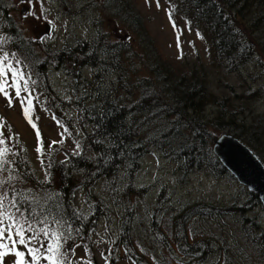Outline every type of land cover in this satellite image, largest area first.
Segmentation results:
<instances>
[{
  "label": "trees",
  "instance_id": "obj_1",
  "mask_svg": "<svg viewBox=\"0 0 264 264\" xmlns=\"http://www.w3.org/2000/svg\"><path fill=\"white\" fill-rule=\"evenodd\" d=\"M164 1L169 7L170 21L183 22L187 31L202 38L207 48L206 63L163 62L147 36L142 20L127 0H101L100 6H96L113 21V26L121 27L120 33L126 34L123 40L127 41L119 39L116 43H108V37L97 29L95 39L89 43L63 47L60 51L44 42L25 38L11 16L8 4L0 0V38L4 40L0 45V57L8 53L13 67L19 68L29 80L28 91L21 95L25 100H32V121L36 129L25 120L22 107L21 112L35 135L36 150H43L45 145L39 129L42 118L50 120L59 132L75 136L77 145L83 149V154L65 156L63 163L56 161V154L54 159L48 155L41 162L42 178L37 179L24 149L3 137L11 148L8 159L12 163L6 167L17 177L11 187L5 185V188L9 200L17 201V207L25 217L47 218L52 228L71 229L72 238L64 243V250L72 264L80 252L92 263L90 242L99 223L108 219V207L93 194L94 187L102 184L104 189L118 188L117 184H120L126 191L125 181L134 178L140 160L149 154L174 160L179 166L180 186L192 173H202L216 180H232L211 153L212 144L220 135L243 142L252 152L258 151L251 140L252 132L243 126L231 121L225 124L223 120L214 124L202 116L209 99L213 101L208 91L212 70L220 75L240 76V71L251 64L264 68V61L262 64L260 60L264 59V0ZM245 15H251V19L242 23L248 38L238 26ZM96 21L100 26L99 16ZM250 39L255 43L252 44ZM132 44H136L139 54L131 52ZM67 65L71 69L65 73ZM50 69L65 73L74 82L75 98L69 102L73 120L64 115L69 103L62 102L52 93L47 79ZM87 69L92 75L89 83L83 76ZM8 92L12 99L20 101L14 89L9 88ZM118 93L120 95L114 97ZM255 95L256 99L264 100V91H257ZM208 129H214L219 135L215 136ZM253 129L251 126L250 130ZM36 130L40 133L39 140ZM255 138L257 142L260 139L256 132ZM8 175L3 173L0 178L6 179ZM128 188L133 194L130 186ZM77 191L81 193L84 210H77L75 206ZM105 194L112 192L105 191ZM107 198L110 204L117 205L114 196ZM247 198L246 205L234 203L227 208L194 205L181 213L163 211L162 214L168 215L165 220L172 223L171 242L176 249L174 254L170 253L165 240H159L160 253L151 252L150 259L157 262L155 255L162 258L163 248L175 261H178L176 256L184 261L181 264H264V232L259 231L256 220L247 215L250 208L260 209V205L253 195L247 193ZM99 206L104 211H100ZM131 207L125 205L122 208L123 220L117 228L116 242L106 252L108 255H104L105 264H114L117 252L133 260L127 250L131 243L144 249L154 245L146 235L152 228L143 230L145 224ZM10 211L16 212V209L10 208ZM56 220L61 222L60 226L54 223ZM200 222L211 226L212 230L203 235L200 231L201 235L197 236L200 227L193 225ZM154 223L151 221L149 226ZM17 248L25 251L26 259L30 260L26 249L19 245ZM134 259L132 264H144V260ZM41 264L46 262L41 261Z\"/></svg>",
  "mask_w": 264,
  "mask_h": 264
},
{
  "label": "rangeland",
  "instance_id": "obj_2",
  "mask_svg": "<svg viewBox=\"0 0 264 264\" xmlns=\"http://www.w3.org/2000/svg\"><path fill=\"white\" fill-rule=\"evenodd\" d=\"M5 1L11 10V16H13L17 27L22 31L25 38L31 41L44 42L57 51L63 47L70 48L75 44L89 43L95 39L97 29H101L104 37H108V43H116L119 39H122V42L127 41L123 40L126 38V34L120 33L123 31L121 27L113 26V21L107 15H103L100 8L97 9L96 6H100L101 0H31V2L25 0L24 3H21V0ZM127 1L134 13L142 20L145 32L152 40L153 46L163 62L167 64H172L173 61L178 63L183 61L184 63L186 61L190 63L207 62V48L202 38L195 32L187 31L183 22L170 21L168 19L169 7L164 0ZM41 4L47 10L43 15H41ZM158 4L159 6H157ZM28 12L35 13V17H39V19L32 15L26 16L25 14ZM44 16L47 17V20L44 19ZM98 16L102 22L100 26L97 25L96 21ZM249 18L251 19V15H245L241 22H238V26L244 34L245 26L242 23H246ZM47 21H51L52 24L49 25ZM45 27L48 28L47 35L43 33ZM42 36L50 38L42 39ZM245 37L248 38L249 35L245 34ZM250 41L252 44L255 43L252 39ZM258 44L261 45L259 42ZM131 52L139 54L136 44H132ZM131 58L132 54L130 53L129 59ZM260 60L263 64L264 59L260 58ZM70 69L71 67L67 65L65 73H68L67 71ZM139 69L143 70L142 68ZM65 73L50 69L47 72V79L52 93L62 102L69 103L75 98L76 87ZM83 76L88 83L91 81L92 75L89 69L83 72ZM208 84V91L213 101L209 99L203 108L202 117L204 120L214 124L221 123L222 120L225 124L231 121L235 122L234 124L237 126H243L248 132H252L251 140L258 148V151L252 153L264 165V100L256 99L257 95H255L257 91H264V68L257 65L254 67V64H251L240 71V76L236 74L220 75L212 70ZM119 95L120 93L114 97ZM11 96L5 98L3 94H0V133L24 149L32 172L37 179L42 178L44 169L41 162L47 159L48 155L54 159L53 156L56 154V161L63 163L67 155L83 154L81 146L77 147L78 140L75 136L59 132L46 118H42L39 122V129L45 145L42 152H38L35 147V135L31 133L22 117L21 102L15 101ZM177 98L179 101L181 100L180 97ZM9 99H11V105H9ZM67 105L69 106L64 110V115L73 120V110L70 107L72 104ZM233 114L234 117H232ZM185 122L187 123V121ZM251 126L254 128L253 130H250ZM208 131L215 136L219 135L214 129H208ZM255 132L257 136H260L259 144L256 141ZM247 141L249 140L247 139ZM242 144L247 147L243 142ZM138 168L134 178L125 181L126 191H123L120 184H117L118 188L109 187L107 189L102 188L101 184V186L94 187L92 191L96 198L102 200L108 207V219H103L99 223L90 242L94 257L91 264H105L106 257L104 255H108L106 252L116 242L117 228L120 220H123L121 211L125 205H131L132 210L136 209L135 215H139L142 220L140 222L145 224L143 230L152 228V231L146 235L148 241H154L151 249L148 247L144 249L137 243H131L127 249L128 253L136 260H144V264H181L184 261L176 255L178 261H175L173 256L163 248L162 258L160 255H155L157 262H153L149 257L151 252L160 253L159 240H165L170 248V253L174 254V249H176L171 242L172 223L165 220L168 215L162 214L163 211L172 210L175 213H181L194 205L227 208L234 203L246 205L248 202L246 190L233 179L216 180L202 173H192L187 177L184 185L180 186L178 183L179 166L169 158L149 154L140 160ZM75 178L80 181L78 175H75ZM0 179L5 178L1 177ZM129 186L133 194L129 191ZM105 191H111L115 195L106 196ZM138 194H141V197H138ZM124 195L130 197L127 199ZM112 196L117 202L116 206L112 202L111 204L108 202L107 197ZM74 202L77 210L85 209L80 191L75 193ZM99 208L100 211H104L100 206ZM247 215L248 218L255 219L259 231L264 232V211L261 207L260 209L259 207L250 208ZM151 221L155 222L152 227L149 226ZM197 225L200 227L197 228V236L201 235L200 231L203 235L212 230L211 226H207L206 223H195L193 226L196 227ZM187 242L189 245L191 244L189 240ZM134 258L131 260L124 253L117 252L114 257V264H132L133 261L135 262ZM254 258L256 257L254 256ZM14 260L13 255H8L2 264H12ZM74 261V264L87 262L81 252Z\"/></svg>",
  "mask_w": 264,
  "mask_h": 264
},
{
  "label": "snow or ice",
  "instance_id": "obj_3",
  "mask_svg": "<svg viewBox=\"0 0 264 264\" xmlns=\"http://www.w3.org/2000/svg\"><path fill=\"white\" fill-rule=\"evenodd\" d=\"M24 2L25 0H21V3ZM28 2H31V0H28ZM46 11L41 4V15ZM25 15L35 17L33 12H28ZM35 18L39 19V17ZM169 18L171 19V16ZM44 19L47 20V17L44 16ZM47 23L52 24L51 21H47ZM173 27H175L174 24ZM45 38L50 37L42 36V39ZM3 43V38H0V45ZM17 64H19V61H17ZM9 74L11 83H9ZM21 81H23V86H21ZM28 84L29 80L25 79L24 73L19 68L13 67L8 53L5 52L0 57V94L7 98L9 97L8 89H14L15 96L20 99L25 120L33 129H36V125L32 121V100L30 98L25 100L21 95L22 92L28 91ZM9 105H11V99H9ZM36 135L39 140V130H36ZM77 147L79 148V145ZM37 151L42 152V148H37ZM10 152L11 148L7 146L3 134L0 133V175L6 172L9 173L6 179H0V264L8 255L15 257L14 264H41V261H45L46 264H72L68 252L64 250V243L72 238L71 229L67 228L61 231L60 227L52 228L49 226L47 218L29 219L20 212L15 199L9 200L5 185L11 187L12 181L17 178L11 174L13 170L6 167V165L12 163L8 159ZM48 166L51 167V164ZM47 177L48 173H46V179ZM13 191H15L14 188ZM10 208H15L16 212L10 211ZM17 212H20L19 216H17ZM54 223L58 226L61 224L59 220L54 221ZM17 245L27 250V256L30 257V260L26 259L25 251L18 250ZM85 251H87V246H85ZM85 264H91V261L89 260Z\"/></svg>",
  "mask_w": 264,
  "mask_h": 264
},
{
  "label": "water",
  "instance_id": "obj_4",
  "mask_svg": "<svg viewBox=\"0 0 264 264\" xmlns=\"http://www.w3.org/2000/svg\"><path fill=\"white\" fill-rule=\"evenodd\" d=\"M43 33L47 35L48 28ZM211 153L229 176L257 199L264 211V166L252 152L236 139L221 135L213 142Z\"/></svg>",
  "mask_w": 264,
  "mask_h": 264
}]
</instances>
